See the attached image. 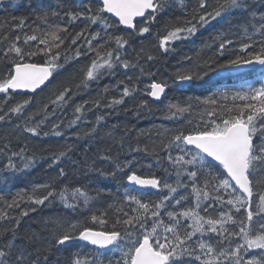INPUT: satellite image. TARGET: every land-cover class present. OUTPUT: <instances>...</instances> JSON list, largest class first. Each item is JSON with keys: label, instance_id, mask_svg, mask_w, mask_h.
Here are the masks:
<instances>
[{"label": "snow or ice", "instance_id": "obj_1", "mask_svg": "<svg viewBox=\"0 0 264 264\" xmlns=\"http://www.w3.org/2000/svg\"><path fill=\"white\" fill-rule=\"evenodd\" d=\"M258 6L264 7V0H195L190 7L185 0H56L54 5L34 10L44 27L24 33L22 44L20 35L14 39L7 33L0 36V44L8 41L0 49V60L4 61V70L0 71V122L23 118V131L33 137L41 135L45 122L75 93L66 87L34 115H26L32 102L26 94L36 93L66 63L81 57L89 58L90 63L86 70L82 69L78 90L98 85L105 77L116 81L91 101L107 114L122 110L139 117L151 111L155 102H162L168 87L190 86L212 71L230 69L239 74L252 66L248 71L254 77L249 81L247 74L241 75L238 88L218 89L212 97L202 100L216 107L203 114L207 120L201 116L203 126L194 132L165 130L152 147L126 144L124 136L116 140L111 131L107 133L112 145L98 152L91 165L81 168L85 180L91 179L90 174L104 180L119 174L126 177L128 185L135 186L125 190L114 220L107 209L94 211L106 190L80 183L75 176L69 179L67 171L58 167L67 160L74 173L77 171L78 162L71 157L73 148L68 146L54 153L50 167H58L57 175L51 183L38 186L46 192H34L6 204L8 209L19 208V200L26 199L35 206L22 210L21 217L43 208L54 211L41 216L37 228L24 232L20 230L21 219L0 212V220L12 222L11 227L0 229V264H60L59 255L74 242L83 243L70 264H264V11H259ZM177 10L182 13L178 19L184 23L165 26L167 33L162 38L157 33L158 47L165 54L175 51V42L191 39L200 29L235 13L248 18L242 25L244 41L234 51L230 47L234 41L221 33L218 45L210 46L214 55L204 61L202 70L178 68L171 82L154 80L142 89L138 86L141 78H151L154 73L140 63L143 49L135 58L128 55V49L137 38L151 35L161 16ZM12 19L16 23L5 21L6 25L13 31H23L26 18ZM77 21L85 28L72 36L65 48L68 37L61 33H68V25ZM92 26L95 30L88 31ZM81 39L83 45L78 44ZM37 56L44 57L43 64L34 61ZM146 59L153 61L156 57L149 54ZM130 70H138V75H129ZM17 95L25 98L9 107ZM229 98L231 105L219 103V99ZM88 104L86 100L75 107L70 127L90 110ZM191 108L190 103L169 102L164 118L179 119ZM105 121L106 114L97 115L84 137L97 136ZM130 131L125 129V135ZM52 134L64 135L60 124H52ZM74 135L81 138L80 133ZM113 146L129 155H151L154 167L165 175L138 174L132 161L111 155ZM8 150V143L0 148V154L7 157L2 171L13 175L21 171L14 158L24 161L23 169L34 166V159L22 154L24 148L11 155ZM173 176L175 180L169 182ZM144 190L161 195L156 200L145 199L151 193ZM89 222L99 224L100 230L90 227ZM109 224L111 231L107 230ZM87 246L92 247L85 251ZM116 253L119 258L114 259Z\"/></svg>", "mask_w": 264, "mask_h": 264}, {"label": "trees", "instance_id": "obj_2", "mask_svg": "<svg viewBox=\"0 0 264 264\" xmlns=\"http://www.w3.org/2000/svg\"><path fill=\"white\" fill-rule=\"evenodd\" d=\"M185 2L190 7L191 4L195 3V0H185ZM212 2L214 3L215 0H212ZM55 3L56 0H3L2 4H0V36L7 33L10 39H14L16 35H20V43L22 44L24 33L30 34L32 29L38 26L41 28L44 27L36 19L34 10L54 5ZM258 10L264 11V7L258 6ZM181 16L182 13L178 10L161 16L158 22L153 25L152 34H146L145 37L137 38L132 42V47L128 49V55L133 58L136 57L137 52L143 49L140 63L145 68H150L154 73V76L151 78H141V82L138 85L140 88L143 89L154 80H167L171 82L174 79L173 74L178 68H190L196 71L202 70L204 61H207L214 55L213 47L218 45V36L221 33L234 41V46H230L234 51H238L239 43L244 41L242 25L248 18L239 13H235L221 18L218 21H214L206 28L200 29L191 39L175 42V51L165 54L158 47L159 39L157 38V33L162 38L166 35L167 28H171L176 24H183L184 20L178 19ZM13 17H16L17 20L21 17L26 18L27 24L23 31H13L6 25L5 21L12 24L16 23V21H13ZM50 23H55V21L51 20ZM68 27V33H61V35L68 37L63 46L65 48L70 43L71 37L85 28V25L77 21L74 24H69ZM94 30L95 26L88 29V31ZM7 43L8 41H5L4 44H0V49H3ZM93 43L95 44L96 42L94 41ZM78 44L83 45V39L78 41ZM41 47L43 46L41 45ZM149 54L155 56L156 59L147 61L146 57ZM69 55H74V53H69ZM185 57H190L191 59H185ZM33 59L39 64L44 63L43 56H37ZM89 63L90 60L87 57H81L79 61L66 63L58 73L51 77L50 83L44 89L34 95L26 94L32 97V102L27 109L26 115L28 113L34 115L38 110L42 109L43 105L49 104L66 87L71 88L73 93H75L66 105L62 108H57L55 116H51L45 122L42 126L40 136L33 137L23 131L25 126V120L23 118L13 117L8 123L0 122V148H3L4 144L8 143V155H11L13 151L19 152L21 148H24L25 151L22 154L26 158L34 159V166L29 169H23L24 161L19 160V158H14L17 165L21 168V171L13 175L2 171L3 164L7 162V157L0 154V212L6 211L10 216L21 219V232L37 228V222L40 217H46L54 210L51 208H43L36 213H30L27 217H21L19 214L22 210L35 206L31 205L26 199L19 200V208L8 209L6 204L10 203L14 198L27 197L34 192H38L41 195L44 194L46 189L38 188V186L51 183L57 175L58 167H63L67 171L69 179L75 176L76 180L80 183H88L93 188L106 190L104 198L94 211L107 209L110 218L114 220L120 206L118 202H121V197L126 189H132V187L125 185L126 177L118 174L114 178L104 180L94 174H90L91 179L85 180L81 168L85 164L91 165L98 152L105 151L112 145L113 141L107 138V133L111 131L116 140L124 136L126 144L135 146L139 143L141 147L144 145L152 147L153 141L158 142L161 138L158 134L164 133L165 130L174 132L184 131L186 134L194 132L198 127L203 126L201 116L208 110L216 107L214 105H205L201 103L202 100L212 97L213 93L217 92L218 89L221 91L224 89H235L237 85L242 83V80L239 78L241 75L247 74L245 78L249 81L254 79L249 71H243L238 76L230 73L228 69L212 71L203 80L195 81L190 86L173 84L168 87L162 102L154 103L151 111H144L137 117L131 112H124L122 110L118 114H107L106 110L96 109L92 105L91 101L103 93L105 86L115 85L116 81L114 78L105 77L100 80L98 85L92 84L88 89H77L76 86L80 83L84 75L83 70H86ZM2 70H4V61L0 60V71ZM129 75H138V70H130ZM256 86L259 85L257 84ZM112 94L109 93V95ZM2 97L3 94H0V98ZM23 98L25 97L22 95L15 96L14 99L10 100L8 106H12ZM86 100L89 101L86 107L90 110L86 112L81 120L76 122L75 126L70 127L71 121L75 119V107ZM169 102L181 104L190 103L192 108L190 112L185 113L179 119H165L164 113L168 111L167 105ZM131 103L132 101H129V106H131ZM219 103L231 105L232 100L230 98L227 101L219 99ZM237 103L241 102L237 101ZM102 113L106 114V121L103 122L101 131L91 139L84 137V132L88 131L94 125L96 116ZM35 119L38 120L40 117L35 116ZM203 119L207 120L208 117L203 115ZM53 123L60 124V130L64 133L63 136L58 137L52 134ZM125 129H130L131 131L125 135ZM44 132H47L48 135H43ZM75 133H80L81 138L76 139ZM68 146L73 148V152L71 153L72 159L78 162L75 173L73 166L67 160L63 161L58 167H50L53 154L59 153ZM111 155L119 157L122 161H132L133 170L142 176H148L152 173H156L158 176L165 175L158 167H154V158L151 155H145L143 152L129 155L118 152L117 148L113 146L111 148ZM173 180H175L174 176L169 182ZM150 193L151 195L146 196L145 199L156 200L161 195L160 193ZM163 194L166 195L167 192L165 191ZM110 205H113V207L110 208ZM77 219H83V217H77ZM11 226L12 222L0 220V229ZM89 226L100 230L99 224L93 225L89 222ZM107 230L111 231L110 224L107 226ZM80 245V242H74L70 247L65 248L59 255L60 264H70L71 257L80 248ZM88 248L90 247L87 246L85 251ZM113 258H119V253H116ZM56 259V257L52 258V260Z\"/></svg>", "mask_w": 264, "mask_h": 264}, {"label": "bare ground", "instance_id": "obj_3", "mask_svg": "<svg viewBox=\"0 0 264 264\" xmlns=\"http://www.w3.org/2000/svg\"><path fill=\"white\" fill-rule=\"evenodd\" d=\"M50 81H51V78H50ZM50 81H49L48 83H46L45 85L41 86V88L38 89V90L36 91V93H38V92H40L42 89H44V88L50 83ZM36 93H27V94H28V95H34V94H36ZM164 97H165V96H164ZM164 97H162V99H163ZM155 103H159V102H155ZM125 185H126V186H129V187H132V188L135 187V186L128 185L127 182H125ZM144 191H146V192H153V193H156L155 190H144Z\"/></svg>", "mask_w": 264, "mask_h": 264}, {"label": "rangeland", "instance_id": "obj_4", "mask_svg": "<svg viewBox=\"0 0 264 264\" xmlns=\"http://www.w3.org/2000/svg\"><path fill=\"white\" fill-rule=\"evenodd\" d=\"M251 67H252V66H248V68H251ZM257 67H258V66H257ZM248 68H244V69H242L240 73H242L243 71H248ZM240 73H239V74H240ZM233 75H237V76H238V73H236V72L234 71ZM239 86H240V84L237 85L236 88H238ZM232 90H233V89H232Z\"/></svg>", "mask_w": 264, "mask_h": 264}, {"label": "water", "instance_id": "obj_5", "mask_svg": "<svg viewBox=\"0 0 264 264\" xmlns=\"http://www.w3.org/2000/svg\"><path fill=\"white\" fill-rule=\"evenodd\" d=\"M137 19H138V18H137ZM49 81H50V80H49ZM49 81H47L46 83H48ZM46 83H45V84H46ZM42 86H43V85H42ZM37 90H38V89H37ZM131 186H133V185H131ZM91 247H92V246H91Z\"/></svg>", "mask_w": 264, "mask_h": 264}]
</instances>
